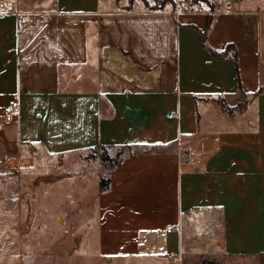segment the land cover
Segmentation results:
<instances>
[{"label": "crops", "instance_id": "0c3cea01", "mask_svg": "<svg viewBox=\"0 0 264 264\" xmlns=\"http://www.w3.org/2000/svg\"><path fill=\"white\" fill-rule=\"evenodd\" d=\"M235 1L175 17L168 0H0V173L65 183L103 173L102 144L136 146L92 195L99 257L179 264L184 222L211 215L224 253L264 264V0ZM206 30L235 47L242 91Z\"/></svg>", "mask_w": 264, "mask_h": 264}, {"label": "rangeland", "instance_id": "374dc122", "mask_svg": "<svg viewBox=\"0 0 264 264\" xmlns=\"http://www.w3.org/2000/svg\"><path fill=\"white\" fill-rule=\"evenodd\" d=\"M97 164L85 178L65 183L31 169L0 173V264H129L98 256V204L92 199L101 179ZM71 189L72 198L66 193ZM214 217L202 219L195 229L184 222L179 264H258L255 257L224 253L216 243L222 228Z\"/></svg>", "mask_w": 264, "mask_h": 264}, {"label": "trees", "instance_id": "16d2710c", "mask_svg": "<svg viewBox=\"0 0 264 264\" xmlns=\"http://www.w3.org/2000/svg\"><path fill=\"white\" fill-rule=\"evenodd\" d=\"M211 26V22L208 23V29ZM207 30L202 32L203 44L212 52L215 57L221 58L231 55L234 59L235 70H236V80L238 88L242 91L240 72H239V62L236 49L233 45H229L224 51H216L206 44ZM139 153L136 146L132 145H107L102 144L98 149L92 151L89 155H97L100 159L101 164L104 167V171L101 174L100 179V191L104 192L110 189L111 184V173L112 171L122 163L125 157L130 155H135Z\"/></svg>", "mask_w": 264, "mask_h": 264}, {"label": "built area", "instance_id": "2783aa9c", "mask_svg": "<svg viewBox=\"0 0 264 264\" xmlns=\"http://www.w3.org/2000/svg\"><path fill=\"white\" fill-rule=\"evenodd\" d=\"M171 4V14L179 17L183 14H205L213 17L219 14L233 13L236 11L235 0H168ZM25 18L39 19L37 14H25ZM16 106L11 105L10 113L6 115L7 120H11L12 112L15 111ZM180 158L183 163L191 161V152L188 149H183L180 152ZM175 225L167 226V231L175 230Z\"/></svg>", "mask_w": 264, "mask_h": 264}]
</instances>
